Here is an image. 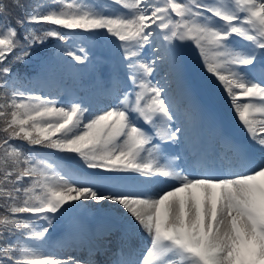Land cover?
Wrapping results in <instances>:
<instances>
[{"label":"snow or ice","instance_id":"snow-or-ice-1","mask_svg":"<svg viewBox=\"0 0 264 264\" xmlns=\"http://www.w3.org/2000/svg\"><path fill=\"white\" fill-rule=\"evenodd\" d=\"M10 8L22 9L15 24ZM40 8L0 0V264H98L107 243L90 241L84 259L45 251L57 222L88 212L120 232L107 264H264V0H50ZM85 41H104L119 56L124 81L110 75L111 106L29 91L31 78L10 66L46 47L52 55L37 79H55L61 67L85 71ZM187 48L251 141L220 135L227 170L187 146L177 94L199 110ZM56 153L70 154L56 157L66 167L44 158ZM137 232L148 240L143 255L120 259Z\"/></svg>","mask_w":264,"mask_h":264},{"label":"rangeland","instance_id":"rangeland-1","mask_svg":"<svg viewBox=\"0 0 264 264\" xmlns=\"http://www.w3.org/2000/svg\"><path fill=\"white\" fill-rule=\"evenodd\" d=\"M99 6H101V4ZM45 9H46V6H43L40 8L41 11H44ZM105 11H107V9H105ZM237 43H241V42H237ZM187 56H188V59L191 60V63H197L200 65L199 72L201 73V75L207 76V77L209 76V74H207L205 72L204 68L202 67L200 60L194 58V56H196V54L193 52V50L191 48L187 51ZM90 60L92 61V63L89 64L87 66L86 70L83 72V74L79 75L78 78H76V79L67 75L65 70H67L68 68L61 67L58 70L55 79H40L39 81H37L36 74L38 72H40V69H39V71L31 77V80L29 81L27 86L24 88L28 89L29 91H34L37 94L40 91H43L46 94L52 93L53 95H55L58 91L53 89L52 85H57L58 88H65V89L71 88L72 94H73L72 98H74V97L80 98L82 95L86 94L88 91L102 87V86L99 87V85L104 82V78L106 77L107 72L106 73L103 72L104 69H102V67H101L102 58L92 52V53H90ZM186 65H187V63H186ZM186 68H187V66H186ZM153 75L155 77L156 74L154 73ZM95 77H101L102 78V80L99 84L95 83V80H96ZM209 78H211V77H209ZM214 83H216V86H215L216 90L220 91L219 92L220 97L223 98L225 96V93L222 91L221 87L219 86V84L217 82H214ZM91 87H93V88H91ZM219 94L217 97H219ZM60 95L64 96L66 94L60 93ZM179 102H182L183 104H185L183 98L180 96H177V104ZM189 110H191V113L189 112ZM228 110H229V113H231L233 115V117L235 119V120L234 119L233 120L238 123V126H240L241 128L244 129V127L241 125V123L238 122L237 116L235 115V113L233 111V107H232L230 102L228 103ZM184 112H185V114L183 113L182 119L184 120L185 128H186L187 134H188V132H190L191 130H194V128H195V123H194L195 116L192 115L194 110L189 109V107H188L187 109H185ZM188 137H190L189 134H188ZM57 154L62 155V156L67 155V154H60V153H57ZM50 157H51L53 163H59V164H61L62 167H66V165L63 164V162L57 160L54 156L50 155ZM57 215H59V214H57ZM65 218L68 219V217H65ZM74 218H76V217H72V219H74ZM66 227H67V225H65V223L63 222V219H62L55 224L54 229L50 233V235L52 236V238L59 237V236H61L62 233L66 232ZM87 235H89V232H87ZM144 238H145V236L142 233L137 232L136 234H134L128 238L125 247L130 248V249L140 248L144 244ZM115 242H116L117 246H120V244H121L120 240H116ZM147 247H143L142 251L145 250ZM53 250H55V249L52 247L51 244L49 245V247L47 249L45 248V251H47L49 253H54ZM56 251H58V249H56Z\"/></svg>","mask_w":264,"mask_h":264},{"label":"bare ground","instance_id":"bare-ground-1","mask_svg":"<svg viewBox=\"0 0 264 264\" xmlns=\"http://www.w3.org/2000/svg\"><path fill=\"white\" fill-rule=\"evenodd\" d=\"M122 82V81H121ZM55 89H57L59 92H65L62 88H58L57 85L53 86ZM69 94V92H66V94ZM67 94V95H68ZM70 97V95H68ZM109 97H110V91L108 90V85L107 86H103L100 89L97 90H92V91H88L86 93V96L84 97V100L86 102H89L93 105L94 110L96 108L97 105H107L110 106L111 104L109 103ZM193 140V139H191ZM170 149V147H169ZM170 151V150H169ZM171 152V151H170ZM84 224L81 223H70L68 225V229L71 231V235L68 234L67 238L69 239H76L79 246H80V255L76 254L75 256L81 259L87 258V254H85V250H86V246H89L90 243V239H88L86 237L85 232L80 231V227H85L88 228L89 230L92 231H100L103 230L101 233H99L97 235V241L102 242V243H107L109 245L108 251L107 253H104L103 259L104 260H110L115 258L114 257V253L116 251V249L118 248L117 245L115 244V240L118 239V235L114 232V234L112 233L113 231H111L110 233L108 232V230H105V225L104 222L108 220H110L108 217H106L103 214H97V215H93L91 212H88V214H84ZM89 219V220H88ZM70 236V238H69ZM63 240V239H62ZM67 240V242H68ZM71 241V240H69ZM51 245L54 249L58 248L59 246L61 247L59 252H54V254L60 255V256H73V251H71L70 247H67L68 244L66 245H60V240L57 239H52ZM148 246V240L145 237L144 238V244L140 247V248H125L123 249V255H121L119 258L122 260H129V259H133L135 257H138L140 255H143L144 250L142 251L143 247H147ZM49 247L46 246V249ZM129 253H132V255H129ZM98 256V255H96ZM103 259H100L98 264H105L103 262Z\"/></svg>","mask_w":264,"mask_h":264},{"label":"trees","instance_id":"trees-1","mask_svg":"<svg viewBox=\"0 0 264 264\" xmlns=\"http://www.w3.org/2000/svg\"><path fill=\"white\" fill-rule=\"evenodd\" d=\"M6 2H10V0H6ZM23 4L28 8L30 11L33 4L39 2L41 6L44 3H47L49 6L50 0H22ZM47 6V7H48ZM47 9V8H46ZM22 9L18 8H10V11L8 13V17L11 19L12 23L15 24V21L17 17L20 16ZM34 27H40L39 25H33ZM61 31H64L61 29ZM19 51V49H17ZM52 55V52L46 48V47H40L38 49H33L32 56L29 58V63L28 64H12L10 65L13 69L14 72L18 73L19 76L21 77V81L26 80L27 76L35 71L41 62L46 61L50 56ZM11 59V58H10ZM4 135V133L0 132V136ZM13 144L17 145H22L24 149L27 151L28 149L24 146V144H28L26 141H21V140H13ZM2 211V210H0ZM26 215V214H22ZM13 240H16V237H12Z\"/></svg>","mask_w":264,"mask_h":264}]
</instances>
